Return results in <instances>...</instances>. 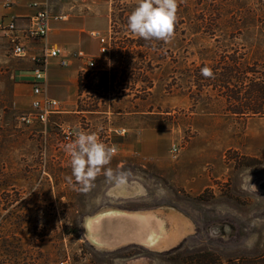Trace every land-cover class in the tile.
Masks as SVG:
<instances>
[{
    "label": "rangeland",
    "instance_id": "rangeland-1",
    "mask_svg": "<svg viewBox=\"0 0 264 264\" xmlns=\"http://www.w3.org/2000/svg\"><path fill=\"white\" fill-rule=\"evenodd\" d=\"M101 1L112 18L107 51L81 76L82 107L98 105L96 112L78 104L47 124L22 122L32 97L16 87L17 57L0 32V264H192L203 253L227 264L261 257L264 0H178L168 43L128 30L139 0ZM139 39L153 50L138 52ZM125 46L136 49L121 54ZM205 66L214 78L201 75ZM70 131L96 133L116 148L106 169L122 173L120 182L102 170L90 191L73 186L74 178L68 183L63 138ZM113 207L159 213L168 232L181 230L184 238L163 251L99 248L85 220Z\"/></svg>",
    "mask_w": 264,
    "mask_h": 264
},
{
    "label": "crops",
    "instance_id": "crops-1",
    "mask_svg": "<svg viewBox=\"0 0 264 264\" xmlns=\"http://www.w3.org/2000/svg\"><path fill=\"white\" fill-rule=\"evenodd\" d=\"M103 3L101 0H0V20L15 19L23 27L39 11L50 13L48 36L29 44V51L30 54H41L45 48L60 49L59 57L49 59L42 85L45 95L64 107L77 108L81 98L80 78L87 68L85 58L79 53L97 62L101 56L99 37L106 35L112 25L111 14ZM34 69L35 64L30 58H17L13 73L17 89L25 96L31 95L32 100ZM113 189L118 191V186ZM129 189L136 188L130 186ZM113 210L125 209L113 207Z\"/></svg>",
    "mask_w": 264,
    "mask_h": 264
},
{
    "label": "clouds",
    "instance_id": "clouds-1",
    "mask_svg": "<svg viewBox=\"0 0 264 264\" xmlns=\"http://www.w3.org/2000/svg\"><path fill=\"white\" fill-rule=\"evenodd\" d=\"M178 0H139L138 5L128 17V30L135 36L146 41L159 40L165 43L171 41L175 34L177 23ZM201 75L205 78H214L210 67L201 68ZM75 140L65 146V151L70 156L71 175L66 177L69 184L80 186V190L87 192L94 187V181L102 173L107 180L120 182L119 176L111 168L110 164L116 153L114 146H108L101 142L96 133L77 131ZM250 173V172H249ZM252 177L249 175L248 183Z\"/></svg>",
    "mask_w": 264,
    "mask_h": 264
},
{
    "label": "built area",
    "instance_id": "built-area-1",
    "mask_svg": "<svg viewBox=\"0 0 264 264\" xmlns=\"http://www.w3.org/2000/svg\"><path fill=\"white\" fill-rule=\"evenodd\" d=\"M37 6V5H35ZM50 13L41 10L32 17L27 26H20L14 20H0V32L9 36L13 46V54L17 58H30L35 64L33 95L31 110L23 114L20 120L25 124L34 127L36 124H47L53 115L64 113V106L57 100L51 99L45 95L42 81L45 80L48 61L51 58L59 57L61 51L59 48H45L41 54H30L29 44L45 39L50 32ZM102 49L101 54L107 51L106 35L99 37ZM79 56L86 60V71H93L97 67V61L89 58L82 52ZM65 64V62H63ZM64 143H72L76 138L75 132L64 133ZM63 143V142H62Z\"/></svg>",
    "mask_w": 264,
    "mask_h": 264
},
{
    "label": "bare ground",
    "instance_id": "bare-ground-1",
    "mask_svg": "<svg viewBox=\"0 0 264 264\" xmlns=\"http://www.w3.org/2000/svg\"><path fill=\"white\" fill-rule=\"evenodd\" d=\"M117 197L131 198L124 195ZM141 217L144 219L143 221L139 220ZM85 229L89 240L95 246L109 249L137 244L145 248L163 251L167 250L171 245H173L172 247L176 246L184 238L181 230L171 235L168 232L166 220L158 216L154 211L119 212L118 210H107L88 217L85 220ZM138 230L142 234L144 233L146 237L140 238L138 235H134Z\"/></svg>",
    "mask_w": 264,
    "mask_h": 264
},
{
    "label": "trees",
    "instance_id": "trees-1",
    "mask_svg": "<svg viewBox=\"0 0 264 264\" xmlns=\"http://www.w3.org/2000/svg\"><path fill=\"white\" fill-rule=\"evenodd\" d=\"M153 41H156V40H153ZM137 48V51L138 52H141V50L144 49H150V50H153V46L151 44H147L145 42H143L142 40H138L137 41V44L135 46ZM135 47H132V48H126L125 47H120L118 49V51L122 53H124L125 50H128V49H136ZM129 66L133 67L135 70L137 69H141V68H138L136 65H130ZM125 71H123L124 73ZM103 75V74H102ZM104 75H107V73H104ZM228 78V77H227ZM233 79V78H232ZM81 78H80V92H81V96H82V85H81ZM224 82V81H223ZM225 85H232L230 82L226 81L224 82ZM131 90H133V88H131ZM233 99L235 101H238L239 97L236 95V96H233ZM79 111H88V112H96L99 108L98 105H96L95 107H90L88 109H84L82 107V100L81 98L79 99ZM192 264H225L221 258H217V256L214 255V253H203L202 255H199L197 256L195 259H193V262ZM227 264H264V254L261 256V257H258L256 259H247V258H236V259H232V260H228L227 261Z\"/></svg>",
    "mask_w": 264,
    "mask_h": 264
},
{
    "label": "flooded vegetation",
    "instance_id": "flooded-vegetation-1",
    "mask_svg": "<svg viewBox=\"0 0 264 264\" xmlns=\"http://www.w3.org/2000/svg\"><path fill=\"white\" fill-rule=\"evenodd\" d=\"M119 212H123V210H118ZM139 220H144L142 217L141 218H139ZM134 235H138L140 238H142L143 236H145L146 237V235L143 233H141L139 230L136 232V233H134Z\"/></svg>",
    "mask_w": 264,
    "mask_h": 264
}]
</instances>
